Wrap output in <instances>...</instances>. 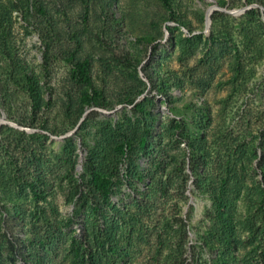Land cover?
Wrapping results in <instances>:
<instances>
[{"label":"rangeland","instance_id":"374dc122","mask_svg":"<svg viewBox=\"0 0 264 264\" xmlns=\"http://www.w3.org/2000/svg\"><path fill=\"white\" fill-rule=\"evenodd\" d=\"M1 124L0 264H264V0H0Z\"/></svg>","mask_w":264,"mask_h":264},{"label":"trees","instance_id":"16d2710c","mask_svg":"<svg viewBox=\"0 0 264 264\" xmlns=\"http://www.w3.org/2000/svg\"><path fill=\"white\" fill-rule=\"evenodd\" d=\"M74 66V75L77 77L78 81H81L83 83L91 84L90 78L88 77V66L87 61L82 60H74L71 58ZM26 78L29 82H31L30 75L28 72H25ZM147 79L149 81L151 80V76L148 74H145ZM5 126L3 124L0 125V133L3 134ZM90 175L92 176V183L97 188H100L104 192H108V185L110 183V179L108 177H104L99 169H97L94 165L89 166ZM7 241L9 242V246L11 247L12 251L15 252L19 257L23 256L24 253V247L20 244V239L17 234H15L13 228H7ZM17 235V236H16Z\"/></svg>","mask_w":264,"mask_h":264},{"label":"bare ground","instance_id":"6f19581e","mask_svg":"<svg viewBox=\"0 0 264 264\" xmlns=\"http://www.w3.org/2000/svg\"><path fill=\"white\" fill-rule=\"evenodd\" d=\"M210 13V10L208 11V14ZM209 23V22H208Z\"/></svg>","mask_w":264,"mask_h":264},{"label":"water","instance_id":"95a60500","mask_svg":"<svg viewBox=\"0 0 264 264\" xmlns=\"http://www.w3.org/2000/svg\"><path fill=\"white\" fill-rule=\"evenodd\" d=\"M210 15V13L208 14V16Z\"/></svg>","mask_w":264,"mask_h":264}]
</instances>
